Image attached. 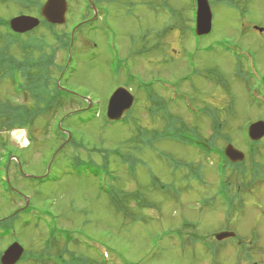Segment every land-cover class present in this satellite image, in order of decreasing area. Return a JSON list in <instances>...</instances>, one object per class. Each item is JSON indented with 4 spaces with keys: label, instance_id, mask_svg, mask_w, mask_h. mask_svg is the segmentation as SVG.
I'll use <instances>...</instances> for the list:
<instances>
[{
    "label": "rangeland",
    "instance_id": "rangeland-1",
    "mask_svg": "<svg viewBox=\"0 0 264 264\" xmlns=\"http://www.w3.org/2000/svg\"><path fill=\"white\" fill-rule=\"evenodd\" d=\"M92 1L101 12V21L80 25L72 33L68 55L73 71H66L62 84L94 105L98 102L100 108L90 122L80 123L78 119L90 116L79 109L86 104L67 101L61 112L69 114L62 118L61 126L85 147L78 148L76 155L84 162L92 158L98 165L106 160L107 167L98 169L97 176L92 170H72L67 161L74 152L72 146L67 145V138L52 134L51 113L56 112L41 114L27 128L13 129L11 138L20 148L15 153L22 159L21 170L26 174L38 175L47 169L57 145H62L50 166L56 180L36 183L20 180L13 173L11 187L28 194L30 205L12 224L15 235L0 234V251L14 240L22 245L25 255H36L34 260L23 257L16 264H72V252L98 263L96 254L85 246L97 241L108 248V259L115 264H212V249H203L195 233L213 237L230 224L246 231L251 239L259 234L260 241L255 245L261 248L264 238L257 228L260 217L240 207L245 199L248 204L247 179L239 178L237 166L233 169L231 180L235 183L239 178L236 184L241 183L238 199L231 202L237 204L233 217L217 195L215 158L206 160L189 140L192 136L208 137L206 140L218 143L220 137L215 134L222 129V133H229L233 145L244 150L243 128L264 120V106L258 105V99L264 98V0H207L211 29L201 36L193 31V0H96L97 5ZM66 4V20L55 27L58 33L67 32L88 14L83 0H66ZM19 11L35 14L34 7L23 0H0L1 18L9 19ZM259 28H263L262 33ZM43 29L40 25L34 35L50 41L51 36ZM8 51L14 58L21 56L14 44ZM65 58L64 50L55 57L61 63ZM119 64L122 71L113 73ZM125 72L161 81L157 85L159 95L164 83L177 92L181 88L197 116L186 111L181 102L167 103L158 114H147L148 102L140 96L127 123L108 122L102 108L117 84L126 86ZM9 86L8 82L0 85L4 99L13 95ZM201 108H209L212 115ZM71 109L79 112L68 111ZM169 118L176 120L170 122ZM171 123L182 128L184 138L161 136L162 129ZM157 128L161 129L152 135ZM17 131L23 132L25 144L16 139ZM173 133L177 138L183 136L175 129ZM261 145L255 157L258 169L264 168V141ZM188 165L201 168V181L189 174ZM100 179L108 190L101 188ZM109 191L113 192L108 195ZM256 196L263 197L262 193ZM14 197L10 200L0 191V216L25 207L23 198L17 194ZM183 221L193 225H183ZM175 229L181 238L168 234ZM49 237L57 240L49 247L53 252L50 255L42 252ZM65 240L70 243L67 253L57 255L65 247ZM72 241L77 243L72 245ZM230 254L226 264L233 261Z\"/></svg>",
    "mask_w": 264,
    "mask_h": 264
},
{
    "label": "trees",
    "instance_id": "trees-1",
    "mask_svg": "<svg viewBox=\"0 0 264 264\" xmlns=\"http://www.w3.org/2000/svg\"><path fill=\"white\" fill-rule=\"evenodd\" d=\"M95 3L97 5V1L95 0ZM25 5L22 6L23 9L26 8ZM88 8V6H87ZM89 10V8H88ZM169 11V10H168ZM90 12V10H89ZM91 13V12H90ZM169 13H173V10H170ZM3 19L0 17V41L2 42V45L0 46V80L4 79V77L8 78V72L10 68L15 67V65H20V61L17 58L12 57L9 55L8 51V46L11 44L16 45L18 49L21 52V56L24 57V59L28 60H36L39 58L37 55L36 48L33 47V50L30 49L29 42L24 41L21 39L19 35L12 34L7 30V23L2 22ZM90 26L93 25L94 23H89ZM42 27L47 29L50 33H54V27L55 25L49 24V23H43L41 24ZM36 39V38H35ZM32 42V41H31ZM68 45V33L62 32L61 35L59 36V44L56 47V49H62L65 48ZM27 49V51H26ZM54 53L55 50H51L50 53H46L44 57V69H43V82H40L39 79H37L36 74H38L36 71L34 73H29L26 75L25 78L28 79V85L29 89L32 92L33 95V100L34 103L29 107V111L26 113L23 110L19 109L16 111H13L12 113H1L0 112V118H4V122L7 121L10 126H26L29 127L32 123H34L38 117L42 114H50V111L56 112V113H51L53 114L52 117L55 119L56 115L62 113L61 112V107L64 106L65 102H72L79 100L78 98L73 99L70 95L61 92L55 85V78H54V71L57 73H60L62 70L63 65H58L57 63L54 62ZM120 65L116 67V70L113 72L117 74L120 71ZM73 70V69H72ZM137 82H132L130 78L124 77V83L125 84H132L135 90L136 97L143 96L146 101L148 102V105L145 106V112L147 114H158L160 109L165 107L167 103H175L177 105L179 102H181L184 105V109L188 111L189 109L186 106V100L185 96L186 92L181 90V88H178L175 84V86L178 88V92L176 89L170 85H166L165 83L159 88V90L162 92L160 95L157 94V85L161 83V81L158 83L157 79L155 77H148L147 79H141V78H136ZM166 95V96H164ZM171 96V97H170ZM190 96V95H189ZM81 101V100H79ZM192 101V100H191ZM188 102L192 104L189 100ZM42 106V108H40ZM96 106L92 107L91 109L87 110L86 112H89L90 116L87 117L86 119H78L80 123H87L90 122L92 117L96 113ZM203 113H208L210 116L212 115L211 110L208 108H201ZM132 110V109H131ZM130 111H127L126 115L120 120L121 123H127L129 120V115ZM79 112V111H77ZM231 112V110H230ZM76 113V112H73ZM194 114V113H193ZM132 115V114H131ZM197 116L196 114H194ZM171 116V115H168ZM52 119V120H53ZM170 119V118H169ZM106 120V119H105ZM176 119L171 118L170 122H174ZM171 125H173L171 123ZM169 125V126H171ZM161 127L162 132L161 136L163 138H172V139H177V136L173 133V129L180 131L183 133V130L181 127H175L174 125L171 127ZM157 128L154 129L151 133L152 135L156 132V130L161 129ZM217 129V128H216ZM52 131H54L55 135L61 136V138H66V135L62 134L61 132L58 131V129L54 126L51 128ZM218 130V129H217ZM216 130V131H217ZM218 134V135H217ZM217 134H215L216 138L220 137L223 142H229L231 141V137L229 133L224 132L222 133V129L220 131H217ZM184 135V133H183ZM198 137V136H196ZM213 137V136H212ZM213 142V140H211ZM215 143V142H214ZM69 147L72 146L74 152H72L71 156H69L70 159L67 161L70 164V167H72V170L77 171L78 173L80 172V169H83L85 171L92 170L94 172V175L97 176V173L100 172L98 169L100 168H105L107 167V161L104 160L103 165H98L97 161L94 159L87 160V162H84L83 159L80 158L79 155L75 154V151H78V148H82L85 150V147L83 146L81 141L75 140L73 136L71 137L70 141L67 144ZM58 146V145H57ZM83 151V150H82ZM101 153H104L105 156L108 155L105 151H102ZM102 157V156H101ZM123 159H127L126 157L122 156ZM134 159H131L133 162ZM100 164V163H99ZM200 169V167H198ZM54 175H57L56 173H53ZM56 180V177H53L51 181ZM115 181L116 178H113ZM108 190V189H107ZM164 190V189H163ZM113 191H109L108 195H110ZM120 211H122V208L119 206L118 207ZM15 219L12 220V223H15ZM2 229L6 232L8 231L11 227L10 225H0ZM179 232V230H173V232ZM180 233V232H179ZM57 241L53 237H49L45 241V249L42 250L43 253L45 254H53V252L50 251V246L54 244V242ZM77 242L72 241V245L76 244ZM55 244H58L57 242ZM65 245L64 248L61 249L59 253H56L57 255H63L67 253V246L70 245L69 241L65 240L63 243ZM80 245L84 246L82 243H79ZM87 245V244H86ZM85 245V246H86ZM88 247V246H87ZM94 249V247H93ZM92 250V249H91ZM93 251V250H92ZM36 258V255H26L24 257V260H34ZM98 263H92L89 261L88 258L81 256V255H76L72 252V264H108L106 261L103 260L102 256L99 255L98 257Z\"/></svg>",
    "mask_w": 264,
    "mask_h": 264
},
{
    "label": "flooded vegetation",
    "instance_id": "flooded-vegetation-1",
    "mask_svg": "<svg viewBox=\"0 0 264 264\" xmlns=\"http://www.w3.org/2000/svg\"><path fill=\"white\" fill-rule=\"evenodd\" d=\"M259 33H262L261 31ZM39 73L37 75L38 79H43V67L38 66ZM26 87V95L27 99L24 102H21L19 94L16 97L19 103H22L23 106H27L28 108V89L27 83L24 81ZM13 111L12 102L2 98L0 96V112L1 113H11ZM11 127L7 121L4 122V118H0V191L3 195H5L10 200H13L14 194L20 196L17 192H14L11 188V180H13V173L15 172L16 175L20 178V180H29L28 178H24L21 174L19 169V163H22V159L15 153L20 149L14 140L11 138ZM263 138L258 141L260 144L259 146H252L249 149L250 155L247 162L243 165V169L240 170L239 178L243 181L247 179V185L245 186V190L248 191L249 198L247 200L248 204L246 203V199L241 202V210L251 209L256 216L260 217L259 222L257 224V228L261 231L260 237L261 239L264 238V233L262 231V227H264V168L258 169V161H256V155L258 154L259 149H262L261 142H263ZM257 141H250L249 146L256 144ZM24 147V146H22ZM26 150H22L21 152H25ZM17 158V160H16ZM236 166V165H235ZM238 167V166H237ZM232 171L231 170V178H232ZM238 172V171H236ZM239 173V172H238ZM39 174H43L40 172ZM38 174V175H39ZM3 176V177H1ZM9 183L7 182V180ZM230 178V179H231ZM236 179L235 183L231 180V192H229V208L230 211L233 212V217L236 216V212L234 211V207L237 204L231 203L232 200L238 199L240 195V184L237 185L236 182L239 180ZM7 188L9 190H7ZM262 193V198L257 197L256 194ZM7 194H9L7 196ZM261 207H263L261 209ZM253 208H258V210H254ZM232 214V213H231ZM233 231L234 234L230 237L226 238L225 240L217 241L213 238H207L204 240L212 239L209 241L210 247L212 249L211 256L213 258L212 264H226L225 258L229 253L232 256V263L231 264H264V243H262L261 248L257 247L255 243L260 241L259 234L255 235L254 237H249L246 231H242L240 228L235 226L234 224H230V228L222 229V231ZM221 231V230H220ZM260 248V249H259ZM206 249V248H205Z\"/></svg>",
    "mask_w": 264,
    "mask_h": 264
},
{
    "label": "water",
    "instance_id": "water-1",
    "mask_svg": "<svg viewBox=\"0 0 264 264\" xmlns=\"http://www.w3.org/2000/svg\"><path fill=\"white\" fill-rule=\"evenodd\" d=\"M196 1L197 11L195 19V33L196 35H204L211 29V11L207 0ZM90 3L92 5L91 0ZM66 9L67 5L65 0H46L42 6L41 12L46 20L53 23H63ZM38 22V19L35 17L19 15L10 20V26L15 31L24 32L35 27ZM132 103L133 96L126 88H116L108 98L106 117L109 120L119 119L123 112L131 107ZM89 106L90 104L88 107ZM248 134L251 139H259L262 137L264 135V122L256 121L250 124L248 127ZM69 137L70 134L68 133V139ZM224 152L230 160L236 161L242 159L243 157V154L235 149L231 144H228L225 147ZM48 169L49 164L47 171ZM222 234H218L216 236L220 238ZM22 253L23 248L16 242L12 243L1 255L0 262L1 264H15L21 257Z\"/></svg>",
    "mask_w": 264,
    "mask_h": 264
},
{
    "label": "bare ground",
    "instance_id": "bare-ground-1",
    "mask_svg": "<svg viewBox=\"0 0 264 264\" xmlns=\"http://www.w3.org/2000/svg\"><path fill=\"white\" fill-rule=\"evenodd\" d=\"M16 138H17V140H21V142H22L23 144L26 143V140H25V138H24V134H23L22 131H18Z\"/></svg>",
    "mask_w": 264,
    "mask_h": 264
}]
</instances>
